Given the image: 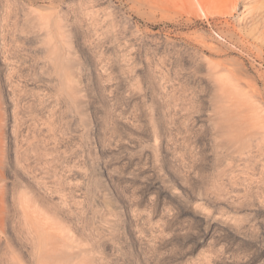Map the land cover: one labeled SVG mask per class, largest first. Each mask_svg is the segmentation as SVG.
<instances>
[{
  "label": "rangeland",
  "instance_id": "obj_1",
  "mask_svg": "<svg viewBox=\"0 0 264 264\" xmlns=\"http://www.w3.org/2000/svg\"><path fill=\"white\" fill-rule=\"evenodd\" d=\"M0 59V264H264V0H0Z\"/></svg>",
  "mask_w": 264,
  "mask_h": 264
},
{
  "label": "bare ground",
  "instance_id": "obj_2",
  "mask_svg": "<svg viewBox=\"0 0 264 264\" xmlns=\"http://www.w3.org/2000/svg\"><path fill=\"white\" fill-rule=\"evenodd\" d=\"M2 58H3V57H2ZM5 59H6V58H5ZM5 59H3V60H5ZM0 60H1V59H0ZM5 61H6V60H5ZM3 64H4V61H3ZM8 65H9V64H8ZM5 68H6V66H5ZM10 68H12V67H10ZM0 69H1V68H0ZM6 69H8V68H6ZM10 71H11V69H10ZM6 80H7V79H6ZM0 81H1V80H0ZM10 81H11V80H10ZM3 82L5 83L6 81H3ZM12 82H13V81H12ZM16 82H17V81H16ZM7 83H9V80H8ZM0 84H1V83H0ZM10 84H11V83H10ZM10 84H9V85H10ZM1 85H3V83H2ZM5 86H6V85H5ZM7 87H8V84H7ZM9 87H10V86H9ZM14 88H15V87H14ZM1 90H2V92H3V89H1ZM10 90H11V89H10ZM10 90H9V88H8V91H9V92H10ZM14 90H15V89H14ZM5 91H7V90H5ZM8 91H7V92H8ZM15 92H16V91H15ZM15 92H13V93H11V94L13 95ZM5 93H6V92H5ZM16 93H17V92H16ZM0 94H1V93H0ZM8 94H9V93H8ZM14 95H15V94H14ZM14 95H13V98L15 99L16 96H14ZM18 95H19V94H18ZM18 95H17V97H18ZM6 97H10V96H6ZM11 98H12V96H11ZM18 98H19V97H18ZM0 99H1V98H0ZM9 99H10V98H9ZM7 100H8V99H7ZM4 101H5V99H4ZM11 101H12V100H11ZM14 101H15V100H14ZM17 101L19 102V100H17ZM17 101H16L15 103H18ZM22 101H23V100H22ZM22 101H21V102H22ZM0 102H2V101L0 100ZM12 103H13V102H12ZM12 103H11V104H12ZM4 104H5V102H4ZM13 104H14V103H13ZM0 105H1V104H0ZM2 105H3V103H2ZM6 105H7V103H6ZM14 105H15V104H14ZM16 105H17V104H16ZM16 105H15V106H16ZM18 105H19V104H18ZM18 105H17V109H18ZM20 105H21V103H20ZM2 107L4 108L5 106H2ZM11 107H12V106H11ZM19 107H20V106H19ZM15 108H16V107H15ZM12 109H13V107L11 108V110H12ZM17 109H15V110H17ZM11 110H10V111H11ZM1 111H2V110H1ZM4 111H5V110H4ZM19 111H21V110L19 109ZM6 112H7V110H6ZM11 112H12V111H11ZM17 112H18V111H17ZM7 113H8V112H7ZM13 113H14V112H13ZM15 113H16V112H15ZM18 113H19V112H18ZM18 113H16L17 116H18ZM21 113H23V112H21ZM1 115H3V114H1ZM14 115H15V114H13V116H14ZM22 115H25V113L22 114ZM26 115H27V114H26ZM17 116H15V117H17ZM27 116H28V115H27ZM27 116H26V117H27ZM1 117H2V116H1ZM9 117H10V116H9ZM11 117H12V116H11ZM15 117H14V118H15ZM20 117L22 118V116H20ZM14 118H12V119H14ZM18 118H19V117H18ZM21 118H20V119H21ZM23 118H25V117H23ZM0 119H1V118H0ZM21 120H23V119H21ZM26 120H28V118L25 119V120H23V122H26ZM11 121H12V120H11ZM13 121H15V123H11V122H10V124H11V125L14 124V128H16V130H17V127H15V125H16V122L18 121V119L13 120ZM19 121H20V120H19ZM19 121H18V122H19ZM18 122H17V124H18ZM6 124H9V123L6 122ZM10 124H9V125H10ZM20 124H21L23 127L20 126V127H18V128H23V129H24V126H25L26 124H25V123H24L25 125H23L22 123H20ZM27 124H28V122H27ZM11 125H10V126H11ZM5 126H6V125H5ZM17 126H19V124H18ZM28 126H29V124L27 125V127H25V129L28 128ZM30 126H31V125H30ZM4 129H5V127H4ZM4 129H3V130H4ZM11 129H13V128L11 127ZM25 129H24V130H25ZM28 129H29V128H28ZM16 130H15V131H16ZM18 131H19V129H18ZM20 131H21V130H20ZM25 131L28 132L27 129H26ZM21 132H23V131H21ZM10 133H11V131H10ZM12 133H14V131H13ZM14 134H15V133H14ZM24 134H26V133L24 132V133H23V136H24ZM17 135H18V133H17ZM21 135H22V134H21ZM0 136H1V135H0Z\"/></svg>",
  "mask_w": 264,
  "mask_h": 264
}]
</instances>
